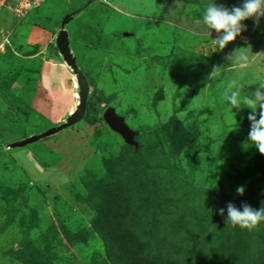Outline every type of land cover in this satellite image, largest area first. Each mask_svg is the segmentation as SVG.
<instances>
[{
    "label": "rangeland",
    "instance_id": "obj_1",
    "mask_svg": "<svg viewBox=\"0 0 264 264\" xmlns=\"http://www.w3.org/2000/svg\"><path fill=\"white\" fill-rule=\"evenodd\" d=\"M212 3L243 0H46L10 36L13 51L0 55V264H237L225 249L240 229L241 264L262 256L264 222L227 220L229 203L260 208L252 192L264 188V155L248 140L251 109L224 97L254 98L264 83V17L220 49L223 33L202 22ZM66 16L88 85L84 117L9 148L63 124L78 100L55 47ZM108 107L136 148L104 123ZM110 185L124 197L112 213L102 204ZM116 231L137 243L117 249Z\"/></svg>",
    "mask_w": 264,
    "mask_h": 264
},
{
    "label": "clouds",
    "instance_id": "obj_2",
    "mask_svg": "<svg viewBox=\"0 0 264 264\" xmlns=\"http://www.w3.org/2000/svg\"><path fill=\"white\" fill-rule=\"evenodd\" d=\"M253 17H255L256 22L259 21L260 17H264V0H243L241 6L232 7L231 9L213 3L209 4L202 14V22L208 28L215 30L216 33H223L214 41L220 49H223L230 42H233L242 31L246 30L247 26L242 22ZM236 59L246 63L248 58L242 54ZM260 89H264V83L260 84V87L254 93V98L244 97L241 100L238 90L232 91L230 95H225L224 98L232 107L239 108L243 103L251 109L247 117L250 122L248 140L261 155H264V92ZM244 190L243 186L236 189L238 195H243ZM242 209L241 211L232 203H229L227 205V220L233 225H239L241 228L249 230L255 228L260 221L264 220V208L254 210L249 205L244 204ZM219 214L223 215L224 210L220 209Z\"/></svg>",
    "mask_w": 264,
    "mask_h": 264
},
{
    "label": "water",
    "instance_id": "obj_3",
    "mask_svg": "<svg viewBox=\"0 0 264 264\" xmlns=\"http://www.w3.org/2000/svg\"><path fill=\"white\" fill-rule=\"evenodd\" d=\"M70 20H72V17L70 18L67 16L64 17V19L62 20L60 25V31L55 38V47L59 56L61 57L63 65L69 68L70 73H72L75 78V84L78 90V100L73 110L66 117L63 124L55 128H50L37 136H31L21 141L14 142L8 146L9 148H23L29 144H33L39 140L53 136L56 133L80 122L84 117L85 105L88 94V85L84 75L78 69L75 58L70 51L68 34L67 31L64 29V26L67 25ZM102 119L112 132L116 133L121 137L124 143L135 148L137 147V143L134 141L136 132L129 128L124 118L122 116L117 115L114 109L110 107L105 109L102 114Z\"/></svg>",
    "mask_w": 264,
    "mask_h": 264
},
{
    "label": "trees",
    "instance_id": "obj_4",
    "mask_svg": "<svg viewBox=\"0 0 264 264\" xmlns=\"http://www.w3.org/2000/svg\"><path fill=\"white\" fill-rule=\"evenodd\" d=\"M10 3V2H9ZM13 3V2H12ZM11 4L10 7H12ZM15 4V3H14ZM43 4V3H42ZM41 4V5H42ZM40 5V6H41ZM39 6V7H40ZM39 7L33 8V9H28L25 11V14L22 17H18L16 16L13 11H9L11 16H12V20L14 23H24L25 25H28L31 27L32 25V18L36 15L35 11L37 9H39ZM10 10V9H9ZM253 40V38H251ZM11 51L10 49H8L5 53ZM4 53V54H5ZM3 55V54H0ZM69 71V70H68ZM70 72V71H69ZM76 104V102H75ZM75 105H73L69 111V113L73 110ZM170 122H174L176 123V120L172 117L170 120ZM108 191L107 193L104 195L103 197V209L106 210L107 212L112 213L113 210H119V205L122 203V201L124 200V197L122 196V194L120 193V191H122V189L114 186V185H110L108 186ZM252 196L255 198L252 203L257 205L259 209L264 208V188H256L255 191L252 192ZM254 206V205H253ZM252 209L256 210V207ZM258 209V210H259ZM262 222H264V220H262ZM111 226H115V228H118L117 224H111ZM264 226V225H263ZM120 231H116V235L114 234V243L116 242L118 244V248L117 249H122V250H126L129 246H131L134 243H137L136 240H131L129 239L128 235H123L122 237L118 235ZM264 237V228H262V230L259 231V233L257 234V236H262ZM233 238L232 240H229L228 242L226 241V243L228 244V249H225L227 251L226 256L229 259H234L235 257L238 258V262L237 264H241L240 262V256H239V252L240 250L243 248L245 250H247L246 248L248 247V238H249V233L246 230H236L233 232L232 234ZM262 237V238H263ZM264 242V238L261 239ZM245 242V243H244ZM113 243V244H114ZM128 245V246H127ZM252 256L256 257L255 254H253ZM245 264H264V252L262 253V256L257 258L252 259V261H249Z\"/></svg>",
    "mask_w": 264,
    "mask_h": 264
},
{
    "label": "built area",
    "instance_id": "obj_5",
    "mask_svg": "<svg viewBox=\"0 0 264 264\" xmlns=\"http://www.w3.org/2000/svg\"><path fill=\"white\" fill-rule=\"evenodd\" d=\"M45 0H12V7L10 9L13 13L22 17L25 11L39 7ZM15 3V4H14ZM8 49L12 51L13 46L10 42V34L0 35V54H4Z\"/></svg>",
    "mask_w": 264,
    "mask_h": 264
},
{
    "label": "crops",
    "instance_id": "obj_6",
    "mask_svg": "<svg viewBox=\"0 0 264 264\" xmlns=\"http://www.w3.org/2000/svg\"><path fill=\"white\" fill-rule=\"evenodd\" d=\"M9 1H2L0 0V35L1 34H14L16 30H18L20 27L24 26V23H14L12 20V16L7 9ZM10 23L13 25V28L11 29ZM31 34V31H30ZM30 36V35H29ZM14 46V45H13Z\"/></svg>",
    "mask_w": 264,
    "mask_h": 264
},
{
    "label": "bare ground",
    "instance_id": "obj_7",
    "mask_svg": "<svg viewBox=\"0 0 264 264\" xmlns=\"http://www.w3.org/2000/svg\"><path fill=\"white\" fill-rule=\"evenodd\" d=\"M66 69H67V70H69V68H68V67H66ZM59 85H60V84H59ZM61 87H62V86H61ZM55 90H56V89H55ZM57 90H58V89H57ZM61 91H62V90H61ZM61 91H60V92H61ZM60 92H59V93H60ZM63 92H65V91H63Z\"/></svg>",
    "mask_w": 264,
    "mask_h": 264
}]
</instances>
